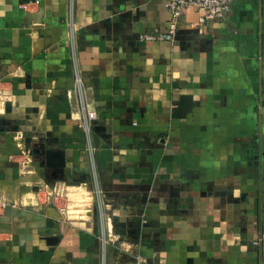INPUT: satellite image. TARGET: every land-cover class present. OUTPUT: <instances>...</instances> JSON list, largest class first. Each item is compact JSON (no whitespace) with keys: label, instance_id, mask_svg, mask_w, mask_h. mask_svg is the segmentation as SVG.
<instances>
[{"label":"crops","instance_id":"0c3cea01","mask_svg":"<svg viewBox=\"0 0 264 264\" xmlns=\"http://www.w3.org/2000/svg\"><path fill=\"white\" fill-rule=\"evenodd\" d=\"M34 1L0 0V147L26 153L0 169V264H264V0L187 8L173 42L140 39L168 32L166 0ZM34 145L65 167L26 206Z\"/></svg>","mask_w":264,"mask_h":264},{"label":"built area","instance_id":"2783aa9c","mask_svg":"<svg viewBox=\"0 0 264 264\" xmlns=\"http://www.w3.org/2000/svg\"><path fill=\"white\" fill-rule=\"evenodd\" d=\"M236 0H166V9L168 10L170 14V20L168 23V32L167 33H159L156 32L155 34H144L140 36V39L145 42H157V41H171L173 42L175 40V37L177 35V32L179 30L180 25V19L184 14V11L187 8H195L200 12V24H210L217 21H222L227 19L231 16L233 11V5ZM39 1L35 0L34 4H38ZM30 4V3H29ZM84 111V118L82 127L83 130L88 137L90 135L93 122L97 118V113L94 110V108H90L88 104H86L83 108ZM26 155V153H25ZM27 155L31 157L30 152L27 151ZM24 156L20 154V156L13 154L10 152H7L6 149L0 147V169L4 167L5 163H21L23 164L24 161L20 160L18 161L17 158H22ZM25 167V166H22ZM39 191L43 190L42 187H38ZM54 194L52 196H56V198H61L64 193L61 189L56 190L53 189ZM40 193V192H39ZM92 195H90L93 199V206L91 209V214L97 217L102 216V209L104 204V196L103 192L101 191L99 186H96L94 188V191L91 192ZM54 200V199H53ZM62 200V199H60ZM8 208L7 203H0V211H6ZM67 207L64 204L60 205L59 211L60 213H67ZM2 212V213H3ZM3 218H6L5 215H0ZM97 220V219H96ZM107 243L104 241V244ZM258 243H256L257 245Z\"/></svg>","mask_w":264,"mask_h":264},{"label":"water","instance_id":"95a60500","mask_svg":"<svg viewBox=\"0 0 264 264\" xmlns=\"http://www.w3.org/2000/svg\"><path fill=\"white\" fill-rule=\"evenodd\" d=\"M179 34V32H177ZM4 123V121H3ZM27 144H31V141L28 140ZM37 146V147H36ZM30 155L35 156V163L33 166L38 167L41 170V175L44 180L48 181V177H46L47 169L59 170L65 167V158L58 152H52L51 150H45L44 146L34 145V148H28ZM13 154L19 155L20 153L13 152ZM45 172V173H44ZM34 192L38 190V187H35ZM145 226V225H144ZM60 233V223L52 218H47L45 220V227L39 230V234L43 237H47L48 242H50L51 246H55L58 241L49 240L50 238H58ZM130 234H133V231H130Z\"/></svg>","mask_w":264,"mask_h":264},{"label":"rangeland","instance_id":"374dc122","mask_svg":"<svg viewBox=\"0 0 264 264\" xmlns=\"http://www.w3.org/2000/svg\"><path fill=\"white\" fill-rule=\"evenodd\" d=\"M15 152H17V153H20L21 155H23L24 153H25V151L23 150V148H22V150H20V151H18V150H14ZM32 156V155H31ZM27 157H29V156H27ZM29 160L31 161V160H36L35 159V156H32V159L31 158H29ZM32 167H34L35 169H33ZM33 169V170H32ZM37 169V170H36ZM22 170H25V172H23L22 174V177H24L25 179H22L21 180V183L23 184V186H24V191H27V193L26 192H24L23 193V199H22V203L24 204V205H26V206H28V205H33V204H36V203H38V202H43L44 201V199H43V197H44V191H42V192H40L41 193V197H37L34 193V188L35 187H42L43 189L45 188V186L47 185V186H50V185H52V183H49V182H47L46 181V183L43 181V179L42 178H40L38 175V177H32V175H36V172L37 171H39V169H38V167H35V165L33 166L32 165V162H30V164L29 165H25V167L22 169ZM26 171H28V173L26 172ZM46 173H48V171L46 172ZM49 179L51 180V177H49ZM48 179V180H49ZM8 187L9 186H11V188L13 187V189L15 188V190H16V186H17V183H10L9 185H8V183L6 184ZM26 188V189H25ZM80 191V190H79ZM39 193V189L36 191V194H38ZM61 193H62V191H61ZM49 194H51L50 193V191H49ZM16 196V195H15ZM37 197V198H36ZM11 198H13V197H11ZM46 199V198H45ZM80 202V201H79ZM76 203H78L77 201H76ZM88 208H90V207H84V206H82L81 207V214L83 215L82 217H84V216H86V215H89L90 216V209H88ZM72 213V211H70V214ZM73 214H78V213H72L71 215H70V217H72V218H74L75 216H73ZM80 218V217H79Z\"/></svg>","mask_w":264,"mask_h":264}]
</instances>
